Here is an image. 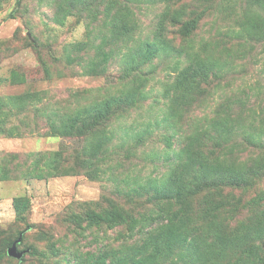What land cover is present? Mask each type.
Listing matches in <instances>:
<instances>
[{"label": "rangeland", "instance_id": "1", "mask_svg": "<svg viewBox=\"0 0 264 264\" xmlns=\"http://www.w3.org/2000/svg\"><path fill=\"white\" fill-rule=\"evenodd\" d=\"M257 1L263 8L256 4V11L247 15L246 0H21L20 4L0 0V264H85L89 255L120 246L124 232L93 225L89 213L110 211V203L132 210L136 202L137 210L153 212L149 202L123 194L149 178L160 179L179 155L184 136L201 128L219 107L227 109L224 105L229 101L234 108L238 107L235 100H243L248 115L259 114L264 104V0ZM112 4L132 13V32L126 37L131 48L160 40L176 48L194 43L196 49L209 45L214 50L217 45L224 52L219 68L226 75L201 85L194 95L193 106L198 108L184 123L166 120L163 96L179 58L173 53L163 55L144 66V76L150 80L141 108L123 118L117 114L104 133L100 127L106 145L87 142L81 134L43 136L51 113H63L64 106L88 105L81 115L82 126H87L107 109L102 102L123 90L121 59L129 48L113 43ZM12 13L15 18L7 19ZM200 13L199 29L183 38V23ZM242 27L250 28L251 35L241 36ZM81 43L89 46L81 50ZM112 51L116 57L107 61L104 54ZM142 53L139 48L134 55ZM99 63L98 70L105 68V74L92 72ZM74 94L77 102L70 98ZM184 105L177 109L193 108ZM75 127L80 132V124ZM140 135L147 137L146 142L137 145ZM164 135L173 137L172 151H165ZM91 144L107 150L87 169L80 163L95 156ZM60 149L76 173L44 177L48 169L34 168L33 160L27 158L31 153ZM12 154L20 158L12 159ZM95 168L103 172L97 181L86 173ZM222 195V202L251 209L264 203V172L252 188L228 189ZM243 215L248 216V211H242L241 219ZM21 234L17 249L24 258L17 260L8 251Z\"/></svg>", "mask_w": 264, "mask_h": 264}, {"label": "trees", "instance_id": "2", "mask_svg": "<svg viewBox=\"0 0 264 264\" xmlns=\"http://www.w3.org/2000/svg\"><path fill=\"white\" fill-rule=\"evenodd\" d=\"M20 2L18 0L17 3ZM256 4L263 8L257 0H246L247 15L256 11ZM202 15L200 13L183 23V38L199 29ZM13 18L14 13L7 17ZM109 18L114 45L121 44L129 48L128 54L121 59L125 65L121 76L125 81L123 90L118 97L110 95L103 101L107 109L87 126H82L81 115L86 114L88 105L64 106L63 113H51L47 116L44 126L47 131L43 136L60 137L68 134L75 137L81 134L87 142L95 141V145H98L99 141L106 145L108 140L106 136H101L100 127L104 133L112 126L117 114L123 118L132 110L141 108L140 105L147 99L145 88L150 80L144 76V66L163 55L173 53L179 58L174 65L176 74L172 84L167 85L163 96L166 101V120L174 118V121L184 123L183 120L198 108L193 106L197 100L194 95L201 85H209L226 75L219 68L224 52L217 45L213 47L214 50L209 49V45L196 49L194 43H189V48L185 45L176 48L160 40L146 41L142 47L138 44L134 49L130 47V41L126 40L132 32L129 30V24L133 23L132 13L128 9L123 13L112 4ZM240 32L246 38L252 31L242 27ZM130 39L134 41L133 37ZM88 46V43H81L78 48L84 50ZM229 47L232 49L231 45ZM139 48L143 49V53L136 57L134 54ZM101 50L103 52V48ZM230 52L233 53V49ZM104 56L107 61L116 57L113 51ZM100 66V63L96 64L92 72L105 74V68L98 70ZM70 98H75L76 102L79 100L76 94ZM235 101L238 107L233 108L229 101L224 105L227 109L219 107L201 128L184 136L179 155L169 163L160 179L149 178L146 183L136 184L135 189L123 194L131 199H144L153 205V212L137 210L139 203L136 200L132 210L121 209L110 203V211L88 214L93 225L103 224L110 230L124 233L120 246L89 255L86 258L89 261L85 264H264V203L253 204L251 209L247 205L238 206L228 200L221 201L222 194L228 189L252 188L253 181L264 172V104L259 114L255 111L248 115L246 103L240 99ZM180 104L193 108L183 112L180 111L181 107L177 109ZM79 124L80 132H76L75 126ZM145 137L138 136L137 145L144 144ZM95 145H90L95 156L85 159V163L81 162V167L93 168V163L101 160L107 147L97 150ZM164 146L165 151H172L173 137L164 135ZM246 149L249 152L245 156ZM19 158V155L12 154V159ZM27 158L33 160L34 168L40 165L48 169L44 177H63L76 173L74 168L70 169L71 165L68 166L63 149L31 153ZM86 173L93 181L103 175V172L99 174L98 168L87 170ZM195 198H198L197 204L194 203ZM246 210L248 216L243 215L245 219H241L242 211ZM84 260L81 259V262Z\"/></svg>", "mask_w": 264, "mask_h": 264}, {"label": "water", "instance_id": "3", "mask_svg": "<svg viewBox=\"0 0 264 264\" xmlns=\"http://www.w3.org/2000/svg\"><path fill=\"white\" fill-rule=\"evenodd\" d=\"M23 234H21L20 238L13 244L12 248L8 251V255L17 260H22L24 257V252H18V245L22 243Z\"/></svg>", "mask_w": 264, "mask_h": 264}]
</instances>
